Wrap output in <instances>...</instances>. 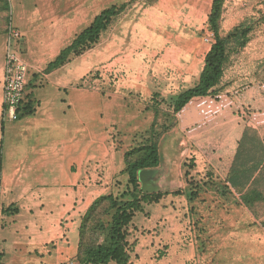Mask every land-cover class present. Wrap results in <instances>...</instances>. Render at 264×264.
<instances>
[{"label":"crops","instance_id":"crops-1","mask_svg":"<svg viewBox=\"0 0 264 264\" xmlns=\"http://www.w3.org/2000/svg\"><path fill=\"white\" fill-rule=\"evenodd\" d=\"M13 1L16 2L13 23L21 32L15 41L16 49L21 52L20 39H25L32 57L34 45L39 44L36 49L46 52L50 61L95 17V0ZM211 7L212 4L208 14ZM226 8L222 30L229 31L241 23H235L241 15L235 10L230 16L234 22L227 25ZM152 25L151 19H142L136 26L145 28L141 32L145 43H154L158 36L157 28L150 29ZM7 40L8 34H0V217L3 224L0 248H12L19 264L39 262L38 255L46 261L56 258V264H61L75 258L81 220L91 204L98 197L114 192L119 181L126 180L127 176L122 173L125 153L134 141L142 140L156 109L162 105L147 102L144 109L149 114V126L145 129L134 126L129 133L120 128L122 122L116 123L111 118L110 111L126 109L127 100L141 103L143 95L149 98L153 93L152 99L168 100L167 92L179 94L186 89L183 90L180 80L176 88L173 78L170 86L165 78L161 79L165 85H152L150 69L141 78L127 62L129 76L126 73L122 82L112 89L109 85L96 86L90 77L94 58L74 57L55 69L34 71L39 74L32 81L36 111L17 121H3ZM257 45H261L260 51H252ZM246 50L245 58L253 54L251 60L262 59L261 68L238 65V62L234 66L233 61L225 70L217 94L195 98L175 113L174 125L160 143L161 164L155 168H164L162 185L185 187L184 175L181 173L182 181L174 176L178 175L175 166L189 162V152L196 147L193 157L196 172L215 173L242 205L245 197H257L253 204L244 205L251 209L264 204L260 200L264 197V35H253ZM190 60L180 65L184 81L197 70ZM204 65L198 68V77ZM152 86L155 93H150ZM185 145L188 148L181 151ZM170 196L174 199L168 193L158 203L146 205V212L135 215L129 227L130 241L135 243L131 254L133 264H183L187 253L192 256L193 243L183 238L182 215H168V211L162 215L164 202ZM10 205H16L19 212L1 214L2 208ZM254 232L251 229L246 234ZM4 249H0L2 259L7 255ZM246 251L248 256L249 250ZM172 253H179L178 258L172 257ZM255 253L252 260L238 258L230 264H264V250L258 249ZM160 254L163 255L160 259L155 258Z\"/></svg>","mask_w":264,"mask_h":264},{"label":"rangeland","instance_id":"rangeland-1","mask_svg":"<svg viewBox=\"0 0 264 264\" xmlns=\"http://www.w3.org/2000/svg\"><path fill=\"white\" fill-rule=\"evenodd\" d=\"M212 2L213 0H95L94 7L96 9L93 12L95 16L103 8L114 4L122 5L127 3L128 6L123 13L112 21L96 43L86 48L76 57L83 58L89 55V57L92 56L94 58V70L91 72L90 77L96 86L109 85L112 89L122 82L126 73L129 76L125 68V62H127V65H130L132 69L133 67L135 68V73L141 78L147 69H150L149 74L153 79L152 85H165L163 84L165 78L169 80L167 86H170V79L173 78L176 88L180 80L183 81L181 83L183 90H187L188 87L194 86L197 79L199 80L198 68L200 69L205 64L206 55L214 42L213 32L208 26V10ZM15 6L16 2L13 0H0V34H8L10 29L15 27L13 23ZM225 8L227 9V25L232 24L233 20L231 21L230 16L235 10H238L241 16L237 17L235 23H242L247 19H256L252 36L264 35V25H262L264 0H226ZM142 19H151L153 25L150 29H158V36H156L154 43H145L141 33L145 28H136ZM162 25H165V27L160 28ZM84 29H80V32ZM18 30L20 29L18 28ZM222 31L223 34L228 32ZM22 41L24 42L25 39H20V53L30 64L29 82L32 87L34 85L32 81L37 80L39 77V74L34 73V71L40 70L43 72L44 70H49L48 64L52 60L50 61L47 58L48 54L46 52L40 53L36 49L40 46L39 44L34 45L35 52L32 53L34 55L32 57L28 52L27 42L23 43ZM260 46L257 45L251 50L260 51ZM246 51L245 48L242 52L233 54L230 63L232 64L234 61V66L238 62V65L260 66L261 68L262 59L251 60L253 54H248L250 58L249 56L245 58L243 52ZM189 60L197 70L191 73L189 80L184 81L182 73L179 72L181 69L180 65H185L186 61ZM159 72H161L160 76L158 75ZM162 78L163 80H161ZM150 88V93L154 92L152 90L154 89L153 86ZM177 95V92H167L168 101L159 102V104H162L159 112L164 115V118H167V123L165 122L163 125L160 123L165 120L159 121V128L168 126L169 123H174L175 115L173 106L170 105V98ZM152 96L153 93L149 98L143 95L141 103L127 100L126 104L128 107L126 109L117 108L110 111L111 118L116 123L122 122L120 128L122 130L125 129L127 133L134 126L142 129L147 128L149 126L147 122L149 114L144 107L147 102L150 105L156 104L157 97L152 99ZM126 136L130 137V135ZM162 141L164 140L161 139ZM187 141L191 145V142ZM125 142L130 143L131 141L126 140ZM134 142V144H137L140 141ZM209 143L212 144L213 142L210 141ZM186 148H188L187 145L183 146L181 151ZM195 148H192L191 152H189L190 156L188 157L190 160L195 156ZM195 165L197 164L195 163ZM175 167L178 169V175L175 174L174 176L182 181V173L185 187L179 185L168 189L170 194H173L174 199L170 196L171 198L164 202L163 211L164 213L168 211V215H182L180 223L184 231L183 238L193 243L190 251L192 256L187 253V258L182 262L183 264H230L231 261L238 258L243 260L251 258L252 260L258 249L264 250V204L248 209L238 202L224 180L215 177V173H212L213 177H211V175H207L211 171L196 172L195 166L190 167L192 174L186 178L184 165L179 163ZM181 169H183V172L180 171ZM127 186V180L120 181L114 192H122ZM182 190H185V192ZM160 210L162 211V208ZM252 210L255 211V215L252 214ZM162 215H166V213ZM251 229H255L254 234L248 233L247 235L246 232ZM238 248L241 249L240 252H236ZM0 249L3 250L4 246H1ZM12 250L10 247L7 250L4 249L7 255H5L4 259L0 258V264L4 261L9 264H19L17 253ZM246 250H249L248 256H246ZM178 254L172 253V257L178 258ZM162 256L160 254V256L155 258L160 259ZM37 257L40 261L44 260V264H56V258L46 261L42 255ZM40 261H33L30 264H40ZM24 263L27 264V262L23 261ZM159 264L161 263L159 262Z\"/></svg>","mask_w":264,"mask_h":264},{"label":"trees","instance_id":"trees-1","mask_svg":"<svg viewBox=\"0 0 264 264\" xmlns=\"http://www.w3.org/2000/svg\"><path fill=\"white\" fill-rule=\"evenodd\" d=\"M226 0H213L208 18L209 29L213 32L214 42L205 58V65L198 82L171 97L170 105L174 114L182 110L191 100L215 95L219 92L225 70L231 64V56L242 52L252 39L256 19H247L226 34H223V14ZM128 4L111 5L97 14L92 22L81 31L66 46L60 54L48 64L52 70L60 67L72 58L80 55L89 46L96 43L101 34L108 29L112 21L127 9ZM264 21V19H262ZM35 85L28 81L26 95L19 109V119L32 115L36 111V99L33 94ZM30 88V89H29ZM156 96V95H155ZM167 102L166 99L156 100ZM159 108H161L159 106ZM159 108L155 111L154 120L150 128L142 135V140L131 146L125 153V168L122 173L127 176V188L119 193L111 192L102 195L88 208L81 220L79 228V244L75 258L78 264H133L132 252L135 243L130 241L129 227L136 214L146 212L149 204L158 203L162 197L170 192L148 193L141 188L139 171L158 167L161 164L160 143L163 135L172 128L174 123L163 128L160 124L167 123V118L160 114ZM189 163V164H188ZM194 164V165H193ZM194 159L184 164L185 176H191V168L195 167ZM213 177L212 172L207 174ZM120 182V181H119ZM118 182V183H119ZM227 185V184H226ZM229 188V186L227 185ZM185 192V190H182ZM251 197L244 198V205L253 204ZM264 201V197L260 198ZM19 212L16 205L3 207L1 214L14 215ZM3 226L0 217V229Z\"/></svg>","mask_w":264,"mask_h":264},{"label":"built area","instance_id":"built-area-1","mask_svg":"<svg viewBox=\"0 0 264 264\" xmlns=\"http://www.w3.org/2000/svg\"><path fill=\"white\" fill-rule=\"evenodd\" d=\"M20 36V30L15 27L11 28L8 32L4 77L3 121L19 120V109L25 98L29 81L30 64L15 47V41L19 39ZM61 264L78 263L74 259H69Z\"/></svg>","mask_w":264,"mask_h":264},{"label":"water","instance_id":"water-1","mask_svg":"<svg viewBox=\"0 0 264 264\" xmlns=\"http://www.w3.org/2000/svg\"><path fill=\"white\" fill-rule=\"evenodd\" d=\"M164 178L165 171L163 167L142 169L139 171L141 188L148 193H159L172 188L171 186L162 185Z\"/></svg>","mask_w":264,"mask_h":264}]
</instances>
